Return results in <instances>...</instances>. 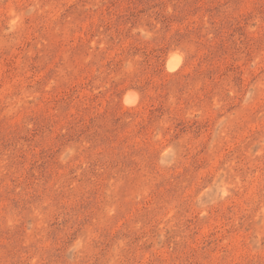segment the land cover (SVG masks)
I'll list each match as a JSON object with an SVG mask.
<instances>
[{
	"label": "rangeland",
	"instance_id": "obj_1",
	"mask_svg": "<svg viewBox=\"0 0 264 264\" xmlns=\"http://www.w3.org/2000/svg\"><path fill=\"white\" fill-rule=\"evenodd\" d=\"M0 264H264V0H0Z\"/></svg>",
	"mask_w": 264,
	"mask_h": 264
},
{
	"label": "bare ground",
	"instance_id": "obj_2",
	"mask_svg": "<svg viewBox=\"0 0 264 264\" xmlns=\"http://www.w3.org/2000/svg\"><path fill=\"white\" fill-rule=\"evenodd\" d=\"M168 64H170L169 66L171 67V68H175V67H177L178 66V62H177V59H175V58H171V60H170V63H168ZM138 94V93H137ZM134 95H136V94H134V92H129L128 91V93H127V95H125V101L127 102V104L129 103V104H134V102H135V100L136 99H134ZM137 98H138V96H137ZM136 103V102H135Z\"/></svg>",
	"mask_w": 264,
	"mask_h": 264
}]
</instances>
